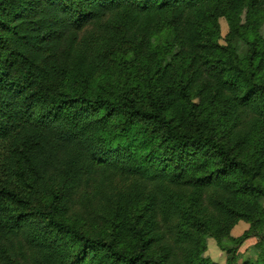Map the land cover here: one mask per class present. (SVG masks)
Here are the masks:
<instances>
[{
  "label": "trees",
  "instance_id": "trees-1",
  "mask_svg": "<svg viewBox=\"0 0 264 264\" xmlns=\"http://www.w3.org/2000/svg\"><path fill=\"white\" fill-rule=\"evenodd\" d=\"M263 27L264 0H0V264H264Z\"/></svg>",
  "mask_w": 264,
  "mask_h": 264
},
{
  "label": "rangeland",
  "instance_id": "rangeland-1",
  "mask_svg": "<svg viewBox=\"0 0 264 264\" xmlns=\"http://www.w3.org/2000/svg\"><path fill=\"white\" fill-rule=\"evenodd\" d=\"M229 32L228 25L225 20H220V33L222 39H224ZM262 36L264 35V27L261 31ZM223 43V42H222ZM264 207V200L261 202ZM90 223L88 222V228ZM250 225L244 222L238 223L231 231V236L237 238L241 236L244 232L249 229ZM261 233L264 235V229L261 230ZM256 239H250L246 241L239 249V254L243 256V258L247 259L251 256V248L256 244ZM206 252L205 257H208L212 262L217 264H226L228 260V256L224 251H221L218 246L217 242L212 239L208 238L206 241Z\"/></svg>",
  "mask_w": 264,
  "mask_h": 264
}]
</instances>
